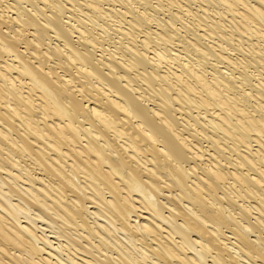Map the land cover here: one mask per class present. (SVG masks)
Masks as SVG:
<instances>
[{"label":"bare ground","instance_id":"bare-ground-1","mask_svg":"<svg viewBox=\"0 0 264 264\" xmlns=\"http://www.w3.org/2000/svg\"><path fill=\"white\" fill-rule=\"evenodd\" d=\"M0 264H264V0H0Z\"/></svg>","mask_w":264,"mask_h":264}]
</instances>
